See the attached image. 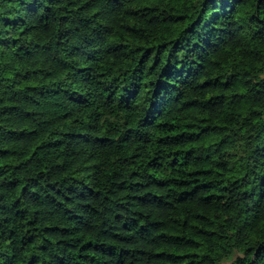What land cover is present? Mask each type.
<instances>
[{"label": "trees", "instance_id": "obj_1", "mask_svg": "<svg viewBox=\"0 0 264 264\" xmlns=\"http://www.w3.org/2000/svg\"><path fill=\"white\" fill-rule=\"evenodd\" d=\"M264 264V0H0V264Z\"/></svg>", "mask_w": 264, "mask_h": 264}, {"label": "rangeland", "instance_id": "obj_2", "mask_svg": "<svg viewBox=\"0 0 264 264\" xmlns=\"http://www.w3.org/2000/svg\"><path fill=\"white\" fill-rule=\"evenodd\" d=\"M221 264H230V261H225V262H223Z\"/></svg>", "mask_w": 264, "mask_h": 264}]
</instances>
